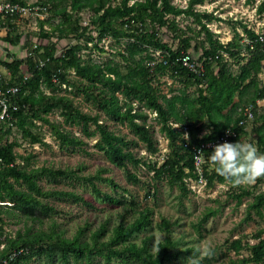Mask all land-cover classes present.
Segmentation results:
<instances>
[{"label": "trees", "instance_id": "16d2710c", "mask_svg": "<svg viewBox=\"0 0 264 264\" xmlns=\"http://www.w3.org/2000/svg\"><path fill=\"white\" fill-rule=\"evenodd\" d=\"M9 1L27 5L25 0ZM205 1L189 0L187 6H180L173 0H37L34 5L47 13L46 18L39 19V35L49 42L29 46L30 54L24 58L12 54L6 60H0L10 72L6 87L20 85V91L10 95L12 125L29 144H46L42 133L34 129L37 126L34 120H41L51 125L53 134L64 147L85 144L81 136L66 128L67 125H78L86 136H97L96 146L105 152L111 163L124 168L130 164L134 167L146 164L154 171L157 181L166 178L185 195L191 192L185 181L189 176L206 178V188L228 183L238 203L245 197L251 198L245 220H253L254 214L264 219V189L256 190L264 182V176L252 180L255 181L253 188L232 184L216 171V164L208 155L213 146H205L218 140L227 129L237 133L229 141L246 137L249 134L247 124L252 122L255 144L264 150V111H259V101L264 100V82L260 76L264 68V24L256 30L240 23L243 34L234 26L232 38L223 42L208 25L217 17L213 12L196 8ZM245 1L252 4L256 0ZM85 10L91 12L88 25L82 23ZM257 10L259 14L264 13V0L259 2ZM182 15L191 18L197 26H181L177 18ZM12 21L9 17L0 23V28L10 26L1 38L17 45L22 32L15 30L16 23ZM163 29L170 31L171 38L177 41L176 48L164 40ZM71 36H76L78 41L58 53L57 41L53 39ZM106 39L113 40L119 48L111 52L106 50L100 44ZM191 49L201 52L197 59L203 66L200 73L181 61L184 55H192ZM82 50L88 52L83 55ZM157 51H160L159 55L155 54ZM95 52L100 55L109 52V55L99 56L97 60ZM23 66L27 73L23 72ZM165 74L179 78L185 86L177 92L172 86L170 92H163L159 80ZM191 85L196 87L193 94L188 90ZM74 89L111 120L126 124L136 138L128 139L115 132L109 124L101 122L99 113L81 110L71 95ZM14 104L18 105L17 110L12 108ZM247 108L253 112V118L240 123ZM146 109L157 113L160 131L168 140L169 151L160 164L144 160L131 148L132 143L142 142L151 154L159 150ZM54 110L60 111L63 122L50 120L48 114ZM9 122L0 121V201L12 203H0V244L4 243L0 261L7 258L9 264H28L33 259L45 258L47 264H71L72 258L74 264L82 260L86 264H96L101 259L105 264H112L115 259L122 264H172V260L180 255L187 257L198 253L195 246L185 247L182 239L173 237L174 223L165 217L160 222L167 233L165 238L156 244L151 234L144 236L141 242L133 241L134 236L153 225L152 207H142L136 198L129 199L126 192L115 196L102 191L97 185L99 179L117 186L113 178L103 177L101 173L105 169L80 175V169L73 167L35 166L32 162L34 154L18 152L17 147L22 145L20 140L9 138L13 128ZM200 148L203 162L197 169L195 155ZM19 158L20 162L17 161ZM128 177L133 182H140L136 173L129 171ZM41 179L59 183L83 180L98 196L112 204L123 205L132 219L123 214L112 226L108 219L91 230L88 225L87 229L81 226L74 236L67 237L57 221L51 220L55 207L47 199L65 198L89 206L92 203L76 190L45 189ZM153 187L155 193L157 187ZM216 211L210 210L198 221V231ZM14 216L25 221V227L12 236L2 227L6 224L5 217ZM48 219L51 223L48 222L45 228ZM86 230L90 232L89 237L83 238ZM263 233L264 230L259 229L254 234V243L244 242L243 238L227 239L229 250L238 255L245 249L248 251V256L231 259V264H264ZM214 260L204 256L196 261L213 264Z\"/></svg>", "mask_w": 264, "mask_h": 264}, {"label": "rangeland", "instance_id": "374dc122", "mask_svg": "<svg viewBox=\"0 0 264 264\" xmlns=\"http://www.w3.org/2000/svg\"><path fill=\"white\" fill-rule=\"evenodd\" d=\"M28 6L33 9L29 10L25 15L12 18V22L16 23V31L22 32L21 41L17 45L4 41L1 37L5 36L10 30V26H4L0 28V60H6L12 54L17 58H24L28 56L29 46L35 47L36 44H47L48 39L42 38L39 35L40 25L39 19L46 18L47 13H42L38 6L34 3L37 0H25ZM261 0H256L254 3H246L245 0H206L203 4H197L196 8L201 11L213 12L217 17L211 23L209 27L213 30L217 36L223 41L227 42L234 35V26L241 34H243L240 23L247 24L248 27H252L259 30V27L264 24V13L259 14L257 6ZM175 4L180 6H187L189 0H173ZM91 12L85 10L82 12V23L88 25L90 21ZM181 26L190 24L192 27L197 26L191 18H186L183 15L178 17ZM6 22V21H5ZM48 26L45 25V28ZM91 31L96 35L95 29L91 26ZM162 36L165 41L169 42L174 48L177 47V41L171 38V33L167 29L162 30ZM57 41L58 53H61L66 47L74 44L78 41L76 36H71L66 39L58 40L56 37L53 39ZM101 45L110 52L115 48H119V45L113 42L111 39L103 40ZM88 50H82L81 53L85 55ZM94 52V51H93ZM192 56L196 59L199 58L200 50L191 49ZM97 60L99 56H108L109 52L99 54L94 53ZM11 59V58H10ZM5 66V65H4ZM6 67V66H5ZM23 72L27 73L26 66H23ZM8 74V70L6 72ZM264 82V68L260 74ZM158 83V82H157ZM163 92H168L169 88L174 87L175 91H179L185 86V84L177 77H172L169 74L161 76L159 80ZM196 89L195 85L189 86L188 90L193 94ZM74 89L71 92L74 102L84 112H90L92 114H100L101 122H106L110 125L118 134L127 136L128 139H135L136 136L132 130L128 128L126 124H121L111 118L107 117L105 112L99 107L95 106L89 101L82 93H77ZM170 92V91H169ZM138 107V103L135 105ZM148 123L151 130L154 132L156 139V145L159 150L155 154H151L146 148L145 144L140 142L139 144H131L132 150L137 156L142 157L146 161H153L160 164L169 151L168 140L165 135L160 131V123L158 122L156 115L150 113L148 109ZM259 111H264V100L259 101ZM51 121L63 122L64 117L59 110H54L48 114ZM37 124L34 127L35 130L40 131L44 136L46 144H29L21 137V132L15 125L12 128V132L9 135L10 139L17 138L21 142V146L17 147V151L22 154L33 153L32 162L35 166H52L55 168L73 167L80 169L78 174L87 175L89 173H97L100 169H105L101 174L103 177L113 178L117 186L114 187L106 180H97V185L102 191L111 193L115 196H120L126 192V196L131 199L136 198L141 203V206H150L154 210L153 225L148 229L138 233L132 238L135 242H141L144 236L153 234L156 244L165 238L167 233L161 228L160 222L162 218H167L174 223L171 233L174 238H180L183 240L184 246H195L198 248V253L187 255V257L180 255L172 260V264H191L192 259H202L204 256L214 258L213 264H231V259L242 258L248 256V251L245 249L240 255L234 251L229 250L226 240H233L235 238H243V241H250L254 243L256 239L254 234L259 230H264V219H260L257 215H253V220L246 221L245 216L247 212V204L250 197H245L241 203L234 198L231 194L232 186L228 183H217L212 188H205L199 186L187 195L178 187L172 186L168 179L156 180L154 178V171L146 164H139L138 167H134L132 164L128 165V168L119 167L111 163L106 156L105 152L96 146L97 136H86L81 127L78 125L69 126L66 128L72 131V134L81 136L85 144L80 146H68L64 147L60 141L52 132V127L48 123H42L41 120H34ZM64 125V124H63ZM178 125V124H175ZM65 126V125H64ZM93 129L94 126H91ZM252 122L247 124V130L249 134L242 139L245 141H254V134L251 133ZM205 160V159H204ZM136 173L140 178V182H133L128 177V173ZM45 189L55 187L57 189H70L76 190L92 203L91 206L85 205L82 202H74L65 198L51 197L47 199V202L52 203L55 207L54 213L52 212L51 220L57 221V225L64 231V235L72 237L76 234L77 230L83 226L86 228L88 225L90 230L97 227L100 223H104L109 219L111 226L119 222L123 217V214L127 219H132L130 213L125 212L123 205L112 204L104 197L98 196L93 190L91 185L87 182L78 179L72 181L62 180L59 182L46 181L41 179L40 181ZM255 181L242 183L247 187L253 188ZM157 190L154 193V187ZM256 188V187H255ZM127 189V191H125ZM237 189V188H236ZM264 189V182L257 186L258 190ZM0 203H9L2 202ZM212 211H216V214H210L209 218L201 226V231H198L196 225L203 216ZM55 219V220H54ZM6 224L3 225V230L15 236L16 232L20 229H24L25 221H19L17 217H5ZM55 221V222H56ZM48 219L46 221L45 228L48 227ZM30 223V222H29ZM38 226V224H36ZM1 227V223H0ZM87 229V228H86ZM83 238L89 237V231L86 230ZM264 235V233H263ZM186 242V243H184ZM212 245L211 254L207 251V246ZM182 246V245H181ZM0 246V250H1ZM178 248V247H177ZM181 248V247H179ZM74 260L71 258V264H74ZM86 261H80L78 264H86ZM28 264H47L46 259H33ZM56 264H60L56 262ZM96 264H105L104 260H99ZM112 264H122L120 260L115 259ZM131 264H135L131 262ZM199 264H205L203 261ZM248 264H253L252 262Z\"/></svg>", "mask_w": 264, "mask_h": 264}, {"label": "built area", "instance_id": "2783aa9c", "mask_svg": "<svg viewBox=\"0 0 264 264\" xmlns=\"http://www.w3.org/2000/svg\"><path fill=\"white\" fill-rule=\"evenodd\" d=\"M32 9L33 8L31 6L23 5L19 2H12L9 0H0V23H2L4 20H6L9 17L15 18L18 16H23L29 10H32ZM155 54L159 55L160 51H157ZM181 61L185 66H187L189 69L193 70L196 73H200L201 70L203 69L202 64L198 62L197 59L190 54L184 55L181 58ZM7 70L8 68L5 67L4 64L0 61V107H1L0 121H3V122L10 121L9 124L12 125L13 116L10 111V105H11L10 95H14L18 93L20 91V85L16 84V85H10L6 87L7 79L9 78V75H6ZM9 73L10 72L8 70V74ZM27 76L28 74H26L25 77ZM64 87H66L65 84H64ZM12 108L14 110H17L18 105L14 104L12 105ZM150 113H154L155 115L157 114L155 111L150 112ZM244 114H245V118L241 120L240 123H244L246 120H249V119L251 120L253 118V112L249 108L245 110ZM236 134L237 133L235 131L231 129H227L225 131V134L221 136L218 140H216L215 142H209L205 144V146L212 147L218 142H223L224 140H228L231 136H236ZM201 152H202V148H200L195 155V164H196L197 169H200L201 163L203 162V155ZM17 161L20 162V159H17ZM185 181L188 184V186L193 189V191L197 189L199 186H203L205 189L206 184H207V180L203 176L199 177L198 179H195L189 176L185 178ZM0 246L4 248V243H1ZM0 264H9V259L2 258V260L0 261Z\"/></svg>", "mask_w": 264, "mask_h": 264}, {"label": "clouds", "instance_id": "9594fccd", "mask_svg": "<svg viewBox=\"0 0 264 264\" xmlns=\"http://www.w3.org/2000/svg\"><path fill=\"white\" fill-rule=\"evenodd\" d=\"M185 137H187V133H185ZM208 155L215 162L216 171L234 185L264 176V150H261L251 140L237 139L218 142ZM207 251L211 254V244L207 246ZM192 264H199V262L192 259Z\"/></svg>", "mask_w": 264, "mask_h": 264}, {"label": "crops", "instance_id": "0c3cea01", "mask_svg": "<svg viewBox=\"0 0 264 264\" xmlns=\"http://www.w3.org/2000/svg\"><path fill=\"white\" fill-rule=\"evenodd\" d=\"M20 159V158H19Z\"/></svg>", "mask_w": 264, "mask_h": 264}]
</instances>
